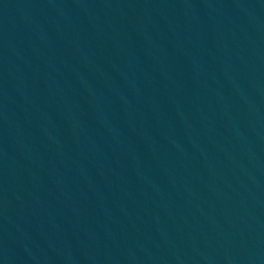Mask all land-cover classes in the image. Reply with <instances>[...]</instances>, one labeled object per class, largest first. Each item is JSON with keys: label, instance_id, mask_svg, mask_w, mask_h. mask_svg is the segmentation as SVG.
Instances as JSON below:
<instances>
[{"label": "water", "instance_id": "obj_1", "mask_svg": "<svg viewBox=\"0 0 264 264\" xmlns=\"http://www.w3.org/2000/svg\"><path fill=\"white\" fill-rule=\"evenodd\" d=\"M0 264H264V0H0Z\"/></svg>", "mask_w": 264, "mask_h": 264}]
</instances>
